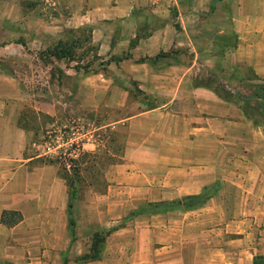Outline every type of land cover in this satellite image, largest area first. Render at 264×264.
I'll use <instances>...</instances> for the list:
<instances>
[{
	"label": "crops",
	"instance_id": "obj_1",
	"mask_svg": "<svg viewBox=\"0 0 264 264\" xmlns=\"http://www.w3.org/2000/svg\"><path fill=\"white\" fill-rule=\"evenodd\" d=\"M28 1L27 11L12 5L14 17L0 4L1 57L12 55V38H20V47L44 50L40 37L104 23L99 54L136 61L183 46L190 60L169 59L183 58L177 48L161 66L134 61L126 67L153 107L111 124L122 133L118 161L106 167L99 189L87 183L79 194L75 185L71 208L58 167L32 164L55 148L30 150L33 133L22 126L18 81L0 69V214L21 215L10 228L0 223V264H253L254 257L264 258V123L249 116L260 111L264 93L255 98L243 92L264 82V0ZM208 24L213 35L202 31ZM209 35L219 37L206 54ZM208 76L220 80L215 85L233 101L194 85ZM111 89L120 97L109 102L124 104L126 91ZM52 100L42 105L55 123ZM202 191L208 198L196 209L128 218L147 203ZM111 228L98 259L78 262L93 234Z\"/></svg>",
	"mask_w": 264,
	"mask_h": 264
},
{
	"label": "rangeland",
	"instance_id": "obj_2",
	"mask_svg": "<svg viewBox=\"0 0 264 264\" xmlns=\"http://www.w3.org/2000/svg\"><path fill=\"white\" fill-rule=\"evenodd\" d=\"M1 3H4V12L8 17H14L16 13L12 5H18L23 11H27L30 8L29 3L32 2L0 0ZM101 26L97 30L82 27L64 30L55 37H40V45L45 46L44 50H37L32 45L20 47L18 43L20 38H12L9 47L12 55L0 56V69L10 72L18 81L20 88L18 99L23 104L20 112L22 126L33 133L30 138V150L43 153L55 148L54 152H50L52 156L45 154L32 164L49 161L54 163L58 167V176L64 181L68 194L71 189H75V185L78 186L79 194H82V190L87 188V183L97 185L96 189H99L103 182L104 170L109 164L118 161L117 156L122 148V133H118L111 124L153 105L151 96L137 88L136 82L126 70L135 59L122 53L99 54L100 32L107 30L104 23H101ZM118 28L110 27L111 42H114ZM11 30L16 32L19 26L12 25ZM202 31L206 34L211 32L210 35H213L210 24ZM210 35L203 48L206 54L212 53L214 49L212 41L219 37ZM60 47L67 51L68 57L54 58L45 53L46 49ZM177 48L182 53L185 50L183 46L175 47L170 49V53L177 52ZM30 49L36 52L31 53ZM183 54L182 59L179 57L172 59V55L169 59L171 58L174 63L178 60L187 63L190 58L185 52ZM116 58L121 60L114 63L113 59ZM108 60L110 62L106 65ZM166 60L168 57L159 58L157 66L166 63ZM92 70L96 72L90 73ZM85 72L87 74H84ZM216 74L218 77L222 76V71L219 70ZM217 80L213 82L219 85L221 82ZM230 82L237 86L235 79ZM82 85H85V88ZM116 85L126 91L124 104L112 105L109 102L110 97L113 99L120 97L116 92H112L111 87ZM67 97L69 100H66ZM52 99L59 100L60 103ZM48 100H52L49 109L51 113L52 109L55 111V123L44 114L42 102ZM31 143L38 147H30ZM69 143L79 150L77 158L69 156Z\"/></svg>",
	"mask_w": 264,
	"mask_h": 264
},
{
	"label": "trees",
	"instance_id": "obj_3",
	"mask_svg": "<svg viewBox=\"0 0 264 264\" xmlns=\"http://www.w3.org/2000/svg\"><path fill=\"white\" fill-rule=\"evenodd\" d=\"M45 53H48L49 56H52L54 58L68 57L67 51L63 50V47H60L59 49L53 48L51 50L46 49ZM170 54L171 53L169 52H165V53L160 52L153 58L137 59L135 63H145L146 62L150 65H155L159 58H167ZM120 60L121 58L113 59L114 63L119 62ZM109 62H110L109 60L106 61V65ZM95 72H96L95 70H92L90 73H95ZM84 74H87V72H85ZM213 81L214 80L211 77H206L205 79L199 80V82H194V85H202L210 89L217 97H219L220 99L224 101H227V102L233 101L231 93L226 91L225 89L218 88V86L215 85ZM243 92L245 94H250L251 96L258 98L262 93H264V82L248 85L245 89H243ZM152 107L153 105L148 108H152ZM259 108H260V111L258 113L250 114L249 116L254 123L258 122L259 124H263L264 123V101L260 102ZM49 163H52V162L49 161ZM68 195H69L68 208H71V202L74 197V189H71ZM207 198H208V194L202 191L200 195L183 197L173 202L147 203L139 207L137 210L132 211L130 215L128 216V218L141 215V214L171 211L174 209H179L181 211L196 209L202 206L205 203ZM20 220H21V215L16 211H2L0 214V223L7 228L14 226ZM68 227L71 231L73 227V222L71 221V219L68 222ZM114 229L115 228H111L107 231L95 232L90 241L88 252L82 255L81 257H79L77 259L78 262H87V261L97 260L105 238ZM253 264H264V258L260 256L254 257Z\"/></svg>",
	"mask_w": 264,
	"mask_h": 264
},
{
	"label": "built area",
	"instance_id": "obj_4",
	"mask_svg": "<svg viewBox=\"0 0 264 264\" xmlns=\"http://www.w3.org/2000/svg\"><path fill=\"white\" fill-rule=\"evenodd\" d=\"M72 143H69L70 149H69V156L71 158H77L79 156V150L76 147H72Z\"/></svg>",
	"mask_w": 264,
	"mask_h": 264
}]
</instances>
